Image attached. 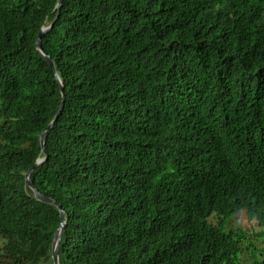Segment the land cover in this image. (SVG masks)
<instances>
[{
	"label": "trees",
	"instance_id": "obj_1",
	"mask_svg": "<svg viewBox=\"0 0 264 264\" xmlns=\"http://www.w3.org/2000/svg\"><path fill=\"white\" fill-rule=\"evenodd\" d=\"M55 4L0 0V264L46 261L60 222L22 189L61 102L35 48ZM41 45L65 100L31 180L66 213L60 264H243L224 227L264 236V0H61Z\"/></svg>",
	"mask_w": 264,
	"mask_h": 264
},
{
	"label": "water",
	"instance_id": "obj_2",
	"mask_svg": "<svg viewBox=\"0 0 264 264\" xmlns=\"http://www.w3.org/2000/svg\"><path fill=\"white\" fill-rule=\"evenodd\" d=\"M60 4L61 0H56V4L54 6V9L51 11L50 15L47 16V18L44 20L43 25L38 30L36 37H35V48L37 52L47 61L49 66L53 70L54 78L56 81V85L59 89L61 102L58 107H55L52 113V117L47 124V126L42 130V132L39 134V146L41 149L40 155L37 157V159L34 161L33 165L28 168L24 173V179L22 181V189L23 191L30 197L34 198L37 201H40L44 204H47L49 206H52L54 209H56L59 213L60 222L55 231L53 232L51 239H50V247H49V254L48 259L46 261H41L38 264H60L58 250L60 241L62 238V234L64 232V227L66 225V213L64 209L61 207V205L52 199L51 197H48L42 193H40L36 187L33 185L31 180V173L33 170L40 164H42L46 158H47V152L44 148L46 134L50 130V128L53 126L54 122L56 121L58 115L60 114L64 100H65V94H64V84L62 75L60 73V70L54 60L51 58L50 55H48L42 48L41 45V38L42 36L50 30L52 27L55 19L57 18L60 10Z\"/></svg>",
	"mask_w": 264,
	"mask_h": 264
},
{
	"label": "rangeland",
	"instance_id": "obj_3",
	"mask_svg": "<svg viewBox=\"0 0 264 264\" xmlns=\"http://www.w3.org/2000/svg\"><path fill=\"white\" fill-rule=\"evenodd\" d=\"M215 216H211L209 221L215 222ZM225 230H241L243 239L241 249L237 253L243 264H248L247 257H264V236H261V227L257 225L255 219H249L245 210L237 211L225 221Z\"/></svg>",
	"mask_w": 264,
	"mask_h": 264
}]
</instances>
